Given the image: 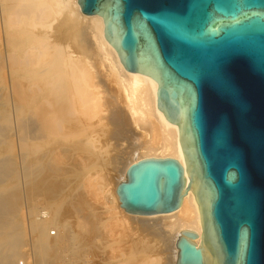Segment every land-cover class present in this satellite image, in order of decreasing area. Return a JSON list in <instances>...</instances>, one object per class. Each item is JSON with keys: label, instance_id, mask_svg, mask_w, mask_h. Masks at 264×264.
Returning a JSON list of instances; mask_svg holds the SVG:
<instances>
[{"label": "water", "instance_id": "obj_1", "mask_svg": "<svg viewBox=\"0 0 264 264\" xmlns=\"http://www.w3.org/2000/svg\"><path fill=\"white\" fill-rule=\"evenodd\" d=\"M123 67L157 84L184 168L142 158L116 186L128 213H170L193 188L201 220L176 264H264V0H77Z\"/></svg>", "mask_w": 264, "mask_h": 264}, {"label": "bare ground", "instance_id": "obj_2", "mask_svg": "<svg viewBox=\"0 0 264 264\" xmlns=\"http://www.w3.org/2000/svg\"><path fill=\"white\" fill-rule=\"evenodd\" d=\"M156 89L151 77L123 67L104 38L102 18L82 14L77 0H0V264H15L29 242L19 219L24 200L28 218H32H27L32 260L27 257L26 263L73 264L72 257L65 260L66 254H74L78 245L73 243L70 226L57 224L66 198L52 189L58 169L48 170L47 165L48 175H41L47 160L60 161L74 152V180L98 186L96 173L84 174L87 166L80 170L84 162H80V152L85 151V159L93 158V162L102 157L97 133L108 141L122 137L128 145L121 166L113 170L112 179L117 178V183L125 180L130 164L149 157L175 158L183 166L187 182L179 128L157 108ZM106 123L112 127L107 129ZM20 184L29 188L26 196L18 189ZM117 185L113 198L120 210L146 233L159 237L160 252L171 250L166 264H176L175 243L182 230L195 232L194 243H201L200 212L192 187L177 210L137 215L120 206ZM42 201L45 205L39 209ZM49 226L59 230L55 241L45 234Z\"/></svg>", "mask_w": 264, "mask_h": 264}, {"label": "rangeland", "instance_id": "obj_3", "mask_svg": "<svg viewBox=\"0 0 264 264\" xmlns=\"http://www.w3.org/2000/svg\"><path fill=\"white\" fill-rule=\"evenodd\" d=\"M105 127L109 129L112 126L109 123H106ZM96 137L98 138L99 143L103 146L102 148L103 150L100 151L101 154L99 155L102 157L96 158L98 160L93 162L95 160L93 158L90 160L85 159L86 157L85 151L80 152L81 153L80 162L84 161L83 162L84 165L83 163H80V170L83 166L84 167L87 166L83 168V170L85 171L84 174L87 175L89 172L90 174L96 173L100 177L98 186L90 187V186H86V183L85 182L83 183L82 180H80V183L77 180L76 181L74 180V174L71 171L73 170V167H75L77 164L75 163L76 158L74 157L77 155V153L74 152L67 154L69 158L68 156H66L67 158L65 157L64 159L63 158L61 159L64 164L61 162V160L58 161V159L55 160L56 164L53 163L55 162L53 161L54 157L52 158L53 162L51 161V159L47 160V162H45L46 163V166L44 168L45 170H43L41 175V176L48 175L47 173L49 171L46 170L47 165H49L48 170L50 167L52 169L53 168L58 169V172L61 170L59 173L54 172L51 174L53 175L56 173L58 179V180L56 179V181H58L59 184L58 182L56 183V181L52 179L51 180L55 182V185L54 183L50 182L52 186L54 185V188L52 187L53 190L57 192H61L63 196H66L65 200L62 201V204L60 205L59 213L61 214L59 217H57V220L61 223H59L58 221H57L58 223L57 222L56 223L62 224L64 222L63 224L66 223L68 227L70 226L73 243H75L76 246L78 245L77 249L79 248L75 252L76 256L78 255L77 258L74 255L75 253L72 255L67 253L66 257L68 259L65 257L66 258L65 260L70 261V258L72 257L71 260L73 259L74 261L73 264H142L143 261H147V260H149L148 261L149 264H166L168 259L170 258V255L172 254L171 250L169 252L168 251L160 252L162 247L160 245L161 242L159 240V237L152 233H148V232L146 233V230L141 226H136L134 218H132L131 216H127L124 212H122L120 208L117 206L115 197L113 198L115 185H117L118 183H117V178L114 180L112 179V174H113V170L121 166V162L126 156L128 149V145L126 141H124V139L119 136L116 138H111L108 141L104 139V136L102 134H98V133L96 134ZM89 149L90 148H88V150ZM83 154L85 157L83 156ZM57 155L58 154H55V157ZM72 155L75 159L72 158ZM32 156L33 155H30L29 159L30 157L32 158ZM65 159H67V162H64ZM69 161L71 164L69 163ZM88 164H92V166L89 167L90 165ZM69 170L70 173H68ZM43 173H45V175H43ZM67 178H69L70 180H66ZM62 182L66 183V185ZM24 186L22 187V184H20V188L22 189L20 188L18 189L20 190V192H22L23 196L24 195L26 196V194L28 193H26L25 191L27 190L28 187L26 186L25 188ZM25 205H26V201L24 200L21 206V214L19 219L21 223H23L24 225V232H25V236L27 237L26 242L27 241L29 242H27L28 244L26 243V246H24L21 253V255L25 256V258L23 256H19L16 260L17 264H19L20 262H22L23 264H28L26 263V260L29 259L32 260L31 258L32 253L30 252V247H29L30 246L29 244L31 242L30 240L32 239V234L29 230V225H28L29 223L28 219H32V218L31 217L28 218L27 209ZM44 205H45V201H42V202H38L37 206L39 209H41L44 207ZM61 207L64 208L62 209ZM78 208L80 209L79 212H78ZM83 217H86L87 219ZM83 223L86 225L84 228H82ZM94 226L96 227L95 231L91 232L92 231L91 229ZM50 230L56 231L55 237H51L49 235ZM45 234L47 235L48 239L49 238L51 239V240L49 239L50 241H55L58 238L59 230L53 226H49L48 228H46ZM77 252L80 254H78ZM27 257L29 259H27ZM75 258L79 261L75 260ZM110 258L113 261H111ZM22 259L25 261H23Z\"/></svg>", "mask_w": 264, "mask_h": 264}, {"label": "built area", "instance_id": "obj_4", "mask_svg": "<svg viewBox=\"0 0 264 264\" xmlns=\"http://www.w3.org/2000/svg\"><path fill=\"white\" fill-rule=\"evenodd\" d=\"M49 235H50L51 237H55V236H56V231H55V230H50V231H49ZM19 264H23V263L20 262Z\"/></svg>", "mask_w": 264, "mask_h": 264}]
</instances>
